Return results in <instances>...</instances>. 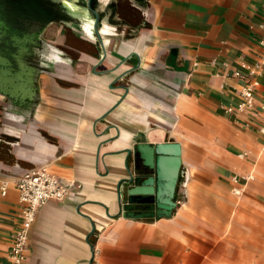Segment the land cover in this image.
Returning <instances> with one entry per match:
<instances>
[{"label":"crops","instance_id":"crops-1","mask_svg":"<svg viewBox=\"0 0 264 264\" xmlns=\"http://www.w3.org/2000/svg\"><path fill=\"white\" fill-rule=\"evenodd\" d=\"M150 3L133 34L107 24L98 66L85 31L45 40L75 53L46 61L30 115L15 118L0 94V264H13L21 221L15 181L41 165L81 187L38 211L24 264H264V0ZM248 84L253 109L228 112ZM167 141L181 145L183 176L159 217L128 203V179L154 172L139 144Z\"/></svg>","mask_w":264,"mask_h":264},{"label":"water","instance_id":"water-1","mask_svg":"<svg viewBox=\"0 0 264 264\" xmlns=\"http://www.w3.org/2000/svg\"><path fill=\"white\" fill-rule=\"evenodd\" d=\"M60 1L68 6L75 0ZM90 8L94 13L95 20L92 24H87L89 29L85 32L92 35L99 45L101 53L98 66L106 59L108 53L105 37L112 33L104 32L105 25L101 23L99 12L92 9L91 6ZM18 32H15L14 39L10 41V46L15 49L14 64H11L10 68L5 67L0 70V94L6 96L11 102L7 110L16 116L15 118L30 115L37 104L36 82L37 75L41 70L30 66L28 62L26 63L22 59L23 56L27 54L43 57L45 62L47 60L55 62L58 59L56 49L48 45L45 40L42 43L36 36L21 37L18 36ZM4 33L6 32L4 31ZM40 48L42 50L39 51ZM126 60L127 58L122 63ZM137 150L141 152L144 165L153 169L154 172L146 176L140 184H134V176L128 179L131 185L128 188V203L138 205L147 203L152 214L159 217L170 216L172 210L177 206L174 197L179 179L183 176L181 145L173 141L160 142L155 145L145 143L139 144Z\"/></svg>","mask_w":264,"mask_h":264},{"label":"flooded vegetation","instance_id":"flooded-vegetation-1","mask_svg":"<svg viewBox=\"0 0 264 264\" xmlns=\"http://www.w3.org/2000/svg\"><path fill=\"white\" fill-rule=\"evenodd\" d=\"M90 6L99 12L104 25L132 26L123 30L126 34H133L138 26L149 24L153 14L150 0H75L68 6L60 0H0V70L14 64L15 49L10 46V41L15 32L19 31L21 37L36 36L40 42L53 37H64L71 42L81 34L80 31L89 29L87 24L94 22ZM54 47L68 56L75 53L70 46L57 44ZM42 58L25 54L22 59L37 69L49 68ZM50 65V68L55 66ZM139 205L143 206L144 212L149 211V204Z\"/></svg>","mask_w":264,"mask_h":264},{"label":"built area","instance_id":"built-area-1","mask_svg":"<svg viewBox=\"0 0 264 264\" xmlns=\"http://www.w3.org/2000/svg\"><path fill=\"white\" fill-rule=\"evenodd\" d=\"M259 65L250 70L254 74ZM237 75H241L239 72ZM253 87L248 84L242 88L241 100L235 106L227 107L228 112L245 113L253 109L255 105V96ZM263 120L259 130L264 138V103ZM20 191L21 221L12 240L9 256L13 264H24L29 251V233L38 211L50 201L66 200L74 187L80 188V184H73L64 181L56 174L51 173L46 165H41L27 169L15 181ZM7 181H3L1 188L6 192ZM121 199L123 194L121 193Z\"/></svg>","mask_w":264,"mask_h":264},{"label":"bare ground","instance_id":"bare-ground-1","mask_svg":"<svg viewBox=\"0 0 264 264\" xmlns=\"http://www.w3.org/2000/svg\"><path fill=\"white\" fill-rule=\"evenodd\" d=\"M104 32H111V28L109 26L105 25ZM148 101V100H147ZM152 103V102H151ZM158 112V111H157ZM145 122V121H144ZM147 122V121H146ZM143 128V127H142ZM135 131V130H134ZM129 139V138H128ZM132 139V138H131Z\"/></svg>","mask_w":264,"mask_h":264},{"label":"trees","instance_id":"trees-1","mask_svg":"<svg viewBox=\"0 0 264 264\" xmlns=\"http://www.w3.org/2000/svg\"><path fill=\"white\" fill-rule=\"evenodd\" d=\"M131 208V207H130Z\"/></svg>","mask_w":264,"mask_h":264}]
</instances>
